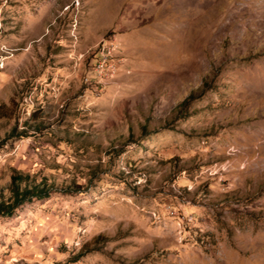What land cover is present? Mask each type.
I'll list each match as a JSON object with an SVG mask.
<instances>
[{
  "label": "rangeland",
  "instance_id": "obj_1",
  "mask_svg": "<svg viewBox=\"0 0 264 264\" xmlns=\"http://www.w3.org/2000/svg\"><path fill=\"white\" fill-rule=\"evenodd\" d=\"M15 173L0 264H264V0H0Z\"/></svg>",
  "mask_w": 264,
  "mask_h": 264
},
{
  "label": "trees",
  "instance_id": "obj_2",
  "mask_svg": "<svg viewBox=\"0 0 264 264\" xmlns=\"http://www.w3.org/2000/svg\"><path fill=\"white\" fill-rule=\"evenodd\" d=\"M30 180L29 175L22 173H15L11 177L10 192L11 195L7 201L0 200V217L11 216L13 212L21 206L24 202L30 201L34 198L42 199L48 197L52 187L47 189L39 188V186L25 185L23 189L20 187L22 183Z\"/></svg>",
  "mask_w": 264,
  "mask_h": 264
},
{
  "label": "built area",
  "instance_id": "obj_3",
  "mask_svg": "<svg viewBox=\"0 0 264 264\" xmlns=\"http://www.w3.org/2000/svg\"><path fill=\"white\" fill-rule=\"evenodd\" d=\"M95 64L93 67H101L106 71V80L115 77L120 70V61L124 60L122 57H118L114 52V48L110 45L102 43L95 54Z\"/></svg>",
  "mask_w": 264,
  "mask_h": 264
},
{
  "label": "bare ground",
  "instance_id": "obj_4",
  "mask_svg": "<svg viewBox=\"0 0 264 264\" xmlns=\"http://www.w3.org/2000/svg\"><path fill=\"white\" fill-rule=\"evenodd\" d=\"M97 72L100 71V72H103V77H104V74L106 75V71H104V69H101V67H97Z\"/></svg>",
  "mask_w": 264,
  "mask_h": 264
}]
</instances>
